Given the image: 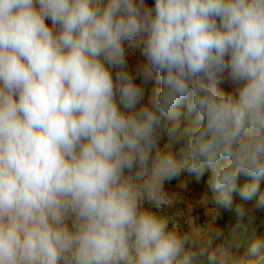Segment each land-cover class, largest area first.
Here are the masks:
<instances>
[{
  "label": "clouds",
  "instance_id": "9594fccd",
  "mask_svg": "<svg viewBox=\"0 0 264 264\" xmlns=\"http://www.w3.org/2000/svg\"><path fill=\"white\" fill-rule=\"evenodd\" d=\"M185 172L238 221L260 191L264 0H0V264H264L159 214Z\"/></svg>",
  "mask_w": 264,
  "mask_h": 264
},
{
  "label": "rangeland",
  "instance_id": "374dc122",
  "mask_svg": "<svg viewBox=\"0 0 264 264\" xmlns=\"http://www.w3.org/2000/svg\"><path fill=\"white\" fill-rule=\"evenodd\" d=\"M147 5L152 6L154 0H146ZM50 23V21L48 22ZM126 49V59H127V68L128 71L133 75L135 82L141 84L144 88V99L141 102L147 103L153 90L157 87H160L159 81L156 79V74L153 72V77L145 82L140 75L137 73L138 66L145 62V58L142 56L140 49H131L125 45ZM113 75L115 74V69L112 70ZM147 87V88H146ZM180 106L177 108L179 111ZM169 141V137L166 131H162L160 145L163 146ZM173 147L179 149L178 144H173ZM175 151V150H174ZM190 177H187V181L183 186H175L171 181L165 182V191L172 197L169 203L161 210L159 214L165 217L170 226L178 232H187L191 230H206V229H215L219 230L218 227L211 225L210 221L203 222L202 217L208 218L203 207L209 208V202L206 199L201 198L200 192L194 193L193 183L190 181ZM184 188V189H182ZM145 207H149L148 204H145ZM174 209V210H173ZM203 210V213H201ZM184 220V222H182ZM184 226V227H183Z\"/></svg>",
  "mask_w": 264,
  "mask_h": 264
},
{
  "label": "trees",
  "instance_id": "16d2710c",
  "mask_svg": "<svg viewBox=\"0 0 264 264\" xmlns=\"http://www.w3.org/2000/svg\"><path fill=\"white\" fill-rule=\"evenodd\" d=\"M230 84L227 81H224L220 84V88L227 91L230 89ZM147 88V87H146ZM179 109V122L181 127H183L188 120L186 103H180L177 108ZM173 150L178 151L176 147H173ZM209 173H205L202 177L197 179L194 175H191L187 172L182 173L179 178L171 180L175 186H183L187 181V177H190V182L193 183L194 193L200 192L201 198L206 199L209 202V210L206 207H203V210L207 211L209 215L208 218L202 217L203 222H211V225H214L219 228V231L227 236L231 231L235 230L239 237V247L233 248V251L237 255L245 256L247 255V249L249 242L254 236H264V207H257V199L260 193H264V179H261L259 187L260 191L257 194V197L251 201L246 202L245 207L249 210L248 214L245 216L243 221H238L237 216L233 209H227L215 201V193L209 187L208 184ZM245 177L241 175L239 177L238 183L242 184L245 181ZM184 189V188H182ZM234 204L239 202L238 194L233 196ZM174 210V209H173ZM203 210L201 213H203ZM184 222V220L182 221ZM239 224V227L237 225ZM184 227V226H183Z\"/></svg>",
  "mask_w": 264,
  "mask_h": 264
}]
</instances>
